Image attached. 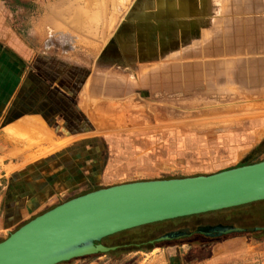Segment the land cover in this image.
I'll return each instance as SVG.
<instances>
[{"label": "rangeland", "instance_id": "obj_1", "mask_svg": "<svg viewBox=\"0 0 264 264\" xmlns=\"http://www.w3.org/2000/svg\"><path fill=\"white\" fill-rule=\"evenodd\" d=\"M188 9L185 0H0V21L19 40L78 70L80 122L69 115L78 123H64L65 133L91 131L100 136L97 187L209 175L264 160V149L249 154L264 138V90L247 83L235 67L217 68L216 62L206 64L201 57L185 61L188 55H169L199 50L185 43L184 35L175 37L186 19L200 15H187ZM55 112L50 111L49 118L68 119L63 107ZM47 140V134L35 132L25 142L32 147ZM252 209L255 206L244 211ZM220 215L169 227L192 231L205 224L264 225ZM23 222L1 228L0 240ZM150 228H142V238L122 234L98 242L120 245L116 251L58 264H163L184 252L189 259L209 262L219 253V264H264V236L231 233L205 241L192 237L148 244L167 230ZM223 245L232 252H218Z\"/></svg>", "mask_w": 264, "mask_h": 264}, {"label": "crops", "instance_id": "obj_2", "mask_svg": "<svg viewBox=\"0 0 264 264\" xmlns=\"http://www.w3.org/2000/svg\"><path fill=\"white\" fill-rule=\"evenodd\" d=\"M185 1L187 15H200L186 19L175 37L184 35L185 43L199 50L169 55H188L185 61L201 57L206 64L216 62L217 68L235 67L247 83L264 90V0ZM50 55L34 52L0 21V230L99 189L100 136L91 131L65 133L64 123L74 126L81 113L78 70L64 59L63 64L52 61ZM57 107L76 120L49 118L50 111L58 114ZM35 132L47 134L48 140L27 147L25 139H33ZM229 250L223 245L217 251ZM219 255L209 262L189 259L184 252L163 264H219Z\"/></svg>", "mask_w": 264, "mask_h": 264}, {"label": "water", "instance_id": "obj_3", "mask_svg": "<svg viewBox=\"0 0 264 264\" xmlns=\"http://www.w3.org/2000/svg\"><path fill=\"white\" fill-rule=\"evenodd\" d=\"M264 201V160L209 175L135 181L73 197L33 217L0 241V264H58L113 247L101 239L141 226ZM231 225L198 226L193 233H240ZM186 229L148 244L186 238Z\"/></svg>", "mask_w": 264, "mask_h": 264}, {"label": "trees", "instance_id": "obj_4", "mask_svg": "<svg viewBox=\"0 0 264 264\" xmlns=\"http://www.w3.org/2000/svg\"><path fill=\"white\" fill-rule=\"evenodd\" d=\"M263 146H264V138L260 141V143H258V145L255 148H253L250 151L249 154L259 153L260 151H262L264 149V148H262ZM251 163H254V162L253 161H249V162H245V163H243L241 165H246V164H251ZM248 206L251 207V208L253 206H255V209H252L253 211L252 210H249L248 212L244 211ZM263 206H264V201H260V202H257V203L248 204L246 206H239V207H234V208H230V209H225V210H220V211H215V212H209V213H205V214H200V215H193V216H188V217H182V218H177V219H173V220L163 221V222H159V223H153V224L141 226V227H138V228H135V229H131V230H128V231L116 233L114 235H111L109 237H106V239L107 238L108 239H111V238H114L116 235H122V234H126V235H131L132 234V235H135V233L137 231L134 233V230H136V229H140L141 230L142 228H146L148 226L149 227L151 226V228L154 229L156 227H160V226H163V225H169V224H171V226H173L174 224L181 223L182 221L183 222H186V221L187 222H191V221L197 220L200 216L210 215V214H215V213H218V214L221 213L220 216H223V218L225 220H227L229 218L236 219L237 217H240V216L247 217V219H253V218H258L259 219V218H261V220H264V207ZM258 207H260V208H258ZM143 231H146V229H144ZM143 231H139L138 233L143 232ZM129 232H131V233H129ZM246 234H248V233H246ZM193 238L195 240H198L200 238L201 241L207 240L205 237H203L201 235H193ZM195 242H197V241H194V243ZM154 244H158V243H154ZM196 246H199V245H197V243H196L195 247Z\"/></svg>", "mask_w": 264, "mask_h": 264}, {"label": "flooded vegetation", "instance_id": "obj_5", "mask_svg": "<svg viewBox=\"0 0 264 264\" xmlns=\"http://www.w3.org/2000/svg\"><path fill=\"white\" fill-rule=\"evenodd\" d=\"M254 220H256V221H259V222H262V223H264V220H261V218H253ZM217 224H220V225H222L221 223H217ZM170 225V224H169ZM169 225H163V226H160V227H156V228H154V229H150L151 231H154V230H156V229H158V228H161V227H166L167 228V230H165L162 234H165V233H168V232H172V231H176V230H181V229H170V227H169ZM205 225H208V224H205ZM215 225V224H214ZM200 226V225H199ZM201 226H204V225H201ZM211 226V225H210ZM196 227H198V226H196ZM195 227V228H196ZM194 228V229H195ZM184 229H186L187 231H189V232H192V235L191 236H189V237H186V238H179V239H190V238H192L193 237V235H200V234H195V233H193V231H194V229L192 230V231H190L189 229H187V228H184ZM241 229H242V231L240 232V233H248V234H250V235H252L253 237H261V236H264V225L263 226H257V227H251V228H243V227H241ZM144 235H146V233H145V231H143V232H140V233H135V235H133V236H131L130 238H135V239H137V238H142V237H144ZM201 236H203V235H201ZM204 237V236H203ZM205 238H210V237H205ZM176 240H178V239H176ZM172 241V240H171ZM148 243V242H147ZM188 244H190V245H192L193 243H192V241H190V242H187ZM141 244H143V243H138V244H136L137 246L138 245H141ZM152 244H154V243H152ZM108 247H113V249L112 250H110V251H108V252H112V251H116L119 247H120V245H111V246H108Z\"/></svg>", "mask_w": 264, "mask_h": 264}]
</instances>
